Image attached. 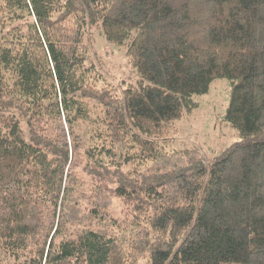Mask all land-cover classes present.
I'll use <instances>...</instances> for the list:
<instances>
[{
    "label": "trees",
    "instance_id": "obj_1",
    "mask_svg": "<svg viewBox=\"0 0 264 264\" xmlns=\"http://www.w3.org/2000/svg\"><path fill=\"white\" fill-rule=\"evenodd\" d=\"M0 24V264H264V0H0ZM92 25L127 46L121 93ZM217 78L239 139L167 148Z\"/></svg>",
    "mask_w": 264,
    "mask_h": 264
},
{
    "label": "rangeland",
    "instance_id": "obj_2",
    "mask_svg": "<svg viewBox=\"0 0 264 264\" xmlns=\"http://www.w3.org/2000/svg\"><path fill=\"white\" fill-rule=\"evenodd\" d=\"M7 27L16 23L7 19ZM3 28L0 24V36ZM89 62L102 73L106 82L118 93L122 92V82L136 81L138 75L127 56V46L111 44L106 40L99 25H92L88 31ZM232 81L228 78L215 79L207 93L197 94V106L187 112L181 120L173 123L172 133L163 140L169 149L190 147L197 149L206 163H209L222 149L239 139L238 131L227 120V109L231 100ZM127 209L121 198L113 199L110 208L119 219L125 217ZM139 264H149V258Z\"/></svg>",
    "mask_w": 264,
    "mask_h": 264
},
{
    "label": "water",
    "instance_id": "obj_3",
    "mask_svg": "<svg viewBox=\"0 0 264 264\" xmlns=\"http://www.w3.org/2000/svg\"><path fill=\"white\" fill-rule=\"evenodd\" d=\"M73 157H74V155L72 154V160H73Z\"/></svg>",
    "mask_w": 264,
    "mask_h": 264
}]
</instances>
